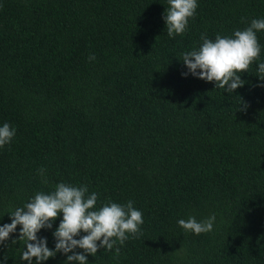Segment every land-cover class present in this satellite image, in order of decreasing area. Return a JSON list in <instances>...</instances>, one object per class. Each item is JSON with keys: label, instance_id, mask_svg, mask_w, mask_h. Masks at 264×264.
Listing matches in <instances>:
<instances>
[{"label": "trees", "instance_id": "16d2710c", "mask_svg": "<svg viewBox=\"0 0 264 264\" xmlns=\"http://www.w3.org/2000/svg\"><path fill=\"white\" fill-rule=\"evenodd\" d=\"M197 4L171 38L168 0H0V126L16 129L0 148V226L36 192L83 184L97 207L131 200L144 221L118 255L101 248L89 264H264V30L234 93L180 61L202 34L264 19V0ZM213 214L206 234L177 223ZM61 219L37 234L50 249ZM19 231L0 244V264H27Z\"/></svg>", "mask_w": 264, "mask_h": 264}, {"label": "clouds", "instance_id": "9594fccd", "mask_svg": "<svg viewBox=\"0 0 264 264\" xmlns=\"http://www.w3.org/2000/svg\"><path fill=\"white\" fill-rule=\"evenodd\" d=\"M197 7V0H168L163 17L167 35L171 38L183 35ZM262 30L264 19H252L246 28L235 30L231 36L217 34L212 40L202 34L199 47L181 53L180 61L193 76L215 82V88L234 93L246 83L240 74L248 72L250 65L260 56L257 32ZM94 59V55L89 56L90 61ZM188 73L182 75L187 76ZM257 76L264 82V62L258 64ZM260 86L264 87V83ZM243 110L240 107L239 111ZM15 135L16 129L8 123L0 126V148L11 143ZM38 172L42 182L47 184L46 170L41 168ZM97 201L98 193L89 194L88 186L83 184L75 186L59 182L50 192H36L29 202L9 213L11 223L0 226V244L9 240L19 225V237L12 243L17 240L24 242L21 259L27 264H33L34 258L35 264H43L57 253L67 256L64 264H89L88 256H95L101 248L106 251L114 249L118 255L120 248L117 244L122 246L130 235L142 234L143 214L131 200L126 204L108 201L99 207ZM61 215L62 219L53 232L55 248L50 249L47 238L37 234L41 229H51ZM215 219L214 214L202 221L190 216L187 220L179 219L177 223L185 232L200 235L213 231ZM75 249L82 251L76 252Z\"/></svg>", "mask_w": 264, "mask_h": 264}]
</instances>
